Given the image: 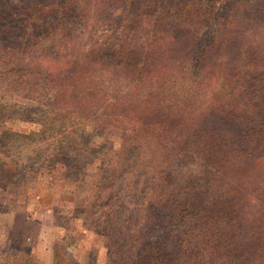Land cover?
Listing matches in <instances>:
<instances>
[{
    "label": "trees",
    "instance_id": "trees-1",
    "mask_svg": "<svg viewBox=\"0 0 264 264\" xmlns=\"http://www.w3.org/2000/svg\"><path fill=\"white\" fill-rule=\"evenodd\" d=\"M11 67L51 97L41 132L96 111L146 156L142 227L116 178L85 206L105 264H264V0H0L5 82ZM57 239L52 264H71Z\"/></svg>",
    "mask_w": 264,
    "mask_h": 264
},
{
    "label": "rangeland",
    "instance_id": "rangeland-1",
    "mask_svg": "<svg viewBox=\"0 0 264 264\" xmlns=\"http://www.w3.org/2000/svg\"><path fill=\"white\" fill-rule=\"evenodd\" d=\"M110 25L105 19L98 22L96 37L110 31ZM81 38L76 53L90 44L87 36ZM222 55L214 59L217 64L227 61ZM10 69L13 79L0 78V166L6 160L17 170L0 183V264H32L33 258V264H52L48 248L56 238L71 264H105L101 227L81 218L85 206L95 199L98 182L105 186L116 178L114 191L125 205L120 208L138 225L150 190L146 156L120 133L97 126L92 119L96 111L78 118L72 110L63 130L55 124L41 132L35 121L47 115L51 97L42 91L43 84L36 85V76Z\"/></svg>",
    "mask_w": 264,
    "mask_h": 264
}]
</instances>
